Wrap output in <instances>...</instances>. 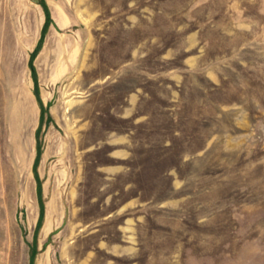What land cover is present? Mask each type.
I'll use <instances>...</instances> for the list:
<instances>
[{
    "label": "rangeland",
    "instance_id": "374dc122",
    "mask_svg": "<svg viewBox=\"0 0 264 264\" xmlns=\"http://www.w3.org/2000/svg\"><path fill=\"white\" fill-rule=\"evenodd\" d=\"M0 264H264V0H0Z\"/></svg>",
    "mask_w": 264,
    "mask_h": 264
},
{
    "label": "trees",
    "instance_id": "16d2710c",
    "mask_svg": "<svg viewBox=\"0 0 264 264\" xmlns=\"http://www.w3.org/2000/svg\"><path fill=\"white\" fill-rule=\"evenodd\" d=\"M43 4V7H44V10H45V14H46V23H45V27H44V30H43V33H42V38H41V41H40V43H39V45H38V47H37V49L35 50V52H34V54H33V56L36 54V53H38V51L40 50V47H41V45H42V41H43V37H44V34H45V31H46V29L48 28V26H49V24L52 22L51 21V16H50V12H49V10H48V8H47V6L44 4V3H42ZM33 74H34V76H35V71H34V69H33ZM36 79V78H35ZM36 81V80H35ZM35 93H36V95H37V97L39 96L38 95V90H37V81L35 82ZM39 98V97H38ZM40 155V154H39ZM37 159H39V157L37 158ZM38 161V160H37ZM35 167H36V165H35ZM43 214H44V209H42L41 210V216H43Z\"/></svg>",
    "mask_w": 264,
    "mask_h": 264
},
{
    "label": "water",
    "instance_id": "95a60500",
    "mask_svg": "<svg viewBox=\"0 0 264 264\" xmlns=\"http://www.w3.org/2000/svg\"><path fill=\"white\" fill-rule=\"evenodd\" d=\"M36 1V0H35Z\"/></svg>",
    "mask_w": 264,
    "mask_h": 264
}]
</instances>
